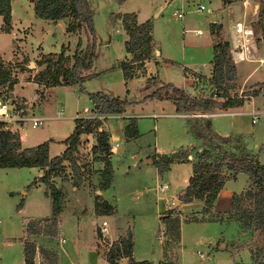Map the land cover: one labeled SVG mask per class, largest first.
Listing matches in <instances>:
<instances>
[{"label":"rangeland","instance_id":"rangeland-1","mask_svg":"<svg viewBox=\"0 0 264 264\" xmlns=\"http://www.w3.org/2000/svg\"><path fill=\"white\" fill-rule=\"evenodd\" d=\"M25 1L28 0H12L16 17L20 12L28 18ZM232 1L235 2L236 8L230 12L229 9H222L220 0H124L121 7L115 0H86L91 11L93 34L82 29L74 33L73 39L79 38L83 46L93 37L94 73L83 80L82 89H79L78 84L56 85L50 88L46 94L45 106L35 111L48 118L35 128L23 123L25 127L21 130L22 134L25 138L42 133L49 135L55 141L48 147V152L52 155L56 154L59 152V146L63 144L60 139L72 128V117L85 114L87 109L92 107L93 103L88 93L112 91L115 95L131 99L125 108L135 116L139 135L129 140L123 137L121 126L125 120L124 115L107 118V125L117 136L118 143L117 151L111 158L108 156L112 168L108 185L99 188L100 170H98V181L94 180L97 166L102 168V163L99 161H91V164H88L91 169L85 172L81 186L80 183L73 185L76 186L74 188L76 191L71 186L70 178L63 180L67 192L63 194L61 210L58 213L57 235L52 237L44 234L32 235V241L37 246L57 249L58 264H107L102 254L108 249L109 243L119 237L112 239L119 230L116 227L121 228L124 225L127 227L123 232L127 230L131 232L133 260L145 259L157 262L165 255L163 259L166 260L162 261H169L171 264H240L239 262L249 264L252 261L251 251L256 248L264 251V228L244 230L240 228L237 220L225 218L227 211L211 212L210 207L207 212H203L202 201L192 200L193 198L188 203L178 202L174 207L171 204L169 208L163 210L161 208L158 211V199L153 190L156 183L166 180L169 184L167 190L174 187L177 191L183 184V178L191 170L190 162L183 161L171 163L168 169L159 174L150 158L152 153L157 154L152 151L153 146L156 145L162 152L169 154L181 148H190L192 145L198 147L200 140L188 130L185 117L169 114L174 111L171 101L144 96L149 91V88H146V79L154 76L158 81L181 86L192 95L200 94V90H203L202 93L207 91L208 87L201 80L198 84L195 83L196 80H189L191 87L188 90V80L184 79L182 68L185 65L192 69L208 71L213 40V33L209 28L210 16L216 17L214 22L216 20L222 22L223 28L228 22L230 24L234 20L243 19L255 30L254 43L260 40L258 34L264 38L258 24L259 8L264 0H248L247 6L242 4V0ZM198 3L203 4L204 9L197 10ZM120 8L125 11H135L140 20L149 18L152 37L159 51L156 57L158 64L153 63L154 56L150 57L147 60L150 72L147 74V67L144 66V73L127 79V85H124L121 69L116 64L120 52L122 53L118 56L119 60L130 57L124 52L122 42L126 35L114 12ZM30 17L33 18V14H30ZM51 21L56 22V20ZM27 27L22 28V33L18 37L11 38L5 35L0 38V49L5 55L9 52L11 40L15 46L10 49L14 52L9 59L6 60L1 56L0 58L4 61L24 62L23 70L26 75H30L36 65H28L29 59L35 62L40 53L38 51L34 54L36 50L29 42L24 44L30 37L35 36ZM197 28L200 29L199 33L195 32ZM221 29L218 28V37L215 36L214 39L227 41L229 39L227 33ZM66 39H71V36L63 38L64 41ZM15 40L20 44H16ZM74 40L68 41L65 45L68 54L75 49ZM261 51L264 53V49ZM14 55L19 60H16ZM236 65L240 78H244V83L249 84L257 79L262 81L259 82L260 90L252 98L251 104H249L250 98L243 96L245 98L240 107L222 109L236 112L218 113L209 116L208 119L213 130H217L218 133L230 130L229 123L234 119L239 130L233 133L228 131L227 134L239 135L243 145L254 152L259 161L264 162V111L255 123L250 121L249 113L244 112L248 109L253 110L251 106L264 110V66L248 74L255 61L242 59ZM14 70L11 69L12 76L15 75ZM25 79L21 77L17 85L18 92L27 96L30 101L38 103L37 97L40 91L37 93L33 84L24 82ZM149 85L151 86L148 84L147 87ZM252 88L254 87L249 85L240 88L237 84V87L228 90H234L242 95ZM34 95L37 97L33 98ZM60 108H62L61 117H53ZM151 113L162 114L153 117ZM86 141L87 139L81 141L76 153L82 163L91 157L89 144H85ZM147 157L150 158V162L146 159L143 161ZM35 175V168L31 166L0 167V264H22L20 239L29 236V233L24 235L25 220L50 216V196L45 192L44 183L38 180L30 184ZM245 180L247 181L246 174L239 172L233 188L239 184L244 185ZM96 190L99 192L97 193ZM96 195L97 200L111 202L113 211L97 213L94 210ZM166 213L180 220L179 240L174 236V231L165 229V223L160 219ZM195 217L199 219H192ZM102 219L108 223V232L103 233L106 237L101 241V231L95 226L99 225ZM163 229L164 231L161 232ZM96 230L99 231L100 237L97 236ZM59 237H63L64 240L59 242ZM100 249L103 253H100ZM36 250L37 255L33 257V264H50L46 256L42 257L39 254L37 247ZM122 259L126 258H120V261ZM120 264L127 263L120 262Z\"/></svg>","mask_w":264,"mask_h":264},{"label":"trees","instance_id":"trees-1","mask_svg":"<svg viewBox=\"0 0 264 264\" xmlns=\"http://www.w3.org/2000/svg\"><path fill=\"white\" fill-rule=\"evenodd\" d=\"M11 0H0V30H11ZM34 16L58 20L64 19V29L68 32L80 30L93 34L91 24V11L86 0H28ZM120 2L122 0H115ZM222 4L232 0H220ZM258 24L264 31V1L260 5ZM121 27L127 38L124 41V50L130 54L128 59L120 60L119 67L123 79H130L144 73V62L154 56V40L151 35V22L149 18L137 21L134 11L116 13ZM219 24L209 22L210 32L214 37L218 35ZM218 37V36H217ZM215 40V39H214ZM93 37L81 46L78 38L75 49L68 54L67 47L61 45L57 52H46L40 55L36 61L42 65L32 77L37 84L53 86L58 84H78L82 89V82L93 73L84 74L92 66L95 57ZM227 41L217 39L211 45V74L207 78L208 90L198 95L190 94L185 88L176 86L170 82L158 81L154 76L146 79L149 90L145 97L167 99L171 101L177 112L193 113L185 115V121L190 133L200 140V145L190 148H181L173 153H152L150 155L157 172L160 174L172 162L189 161L191 172L186 185L178 194L177 199L188 202L192 198L202 201L201 210L207 212L212 205L219 189L225 180L233 178L236 173L244 172L247 176V185L239 192L230 195V206L226 212V219H234L242 229L264 228V162H260L254 152L247 149L241 142L239 135H223L217 133L211 127L209 117L200 113H207L217 109H227L243 103L244 98L255 95L258 88L247 90L245 97L230 96L228 89L237 87L235 68L227 59ZM22 61H4L0 58V98L2 91L6 96H12L13 84L17 81L11 75V69L23 68ZM93 107L100 113L121 112L130 102L125 97L119 98L110 93L94 91L88 93ZM92 133L94 143L91 145L93 158L102 161L100 169L101 180L99 188L108 185L111 177V164L109 161L108 132L101 126V121L96 117H74L71 131L62 139L65 145L63 150L55 155L48 154V141L45 139L29 146H22L17 131L0 130V167L6 166H35L41 169L37 180L45 185V192L50 196V216L42 219H28L25 223V233L44 234L50 237L57 235L58 213L61 210L63 200L62 188L55 184L53 177L59 175L65 168V163L71 170V182L78 185L80 181L79 166L76 163L74 152L76 151L81 133ZM122 135L125 139H131L138 135L136 119L134 116L127 118L122 127ZM193 153L191 159L188 155ZM94 202V210L97 213L112 212V207L105 200ZM165 223L167 231H174L178 237V218L165 214L160 217ZM96 234L100 237L99 231ZM175 239V238H174ZM23 264H33L36 247L39 254L47 257L50 264L57 263V254L50 248L37 246L28 236L21 239ZM105 259L109 264H120V257L126 258L127 264H171L169 261L159 260H133L131 257V233L127 230L112 241L105 251ZM252 261L249 264H264V251L255 249L250 252ZM240 264H243L239 262ZM238 264V263H234Z\"/></svg>","mask_w":264,"mask_h":264},{"label":"crops","instance_id":"crops-1","mask_svg":"<svg viewBox=\"0 0 264 264\" xmlns=\"http://www.w3.org/2000/svg\"><path fill=\"white\" fill-rule=\"evenodd\" d=\"M123 1L124 0H122V1H120V2H117V5H120V7H121V4H123ZM165 1V0H164ZM26 2V4H27V14H28V18H27V16L26 17H24V15H23V13H18V16L16 17L15 16V14H14V11H13V2H12V0L10 1V8H11V30L9 31V32H4V31H1L0 30V38L1 37H3V36H5V35H9L11 38H13V37H18V36H20V34L22 33V28H26L27 26V28H29L30 29V31L35 35V36H33L32 38L30 37V39H28L26 42H24V44H28V42H29V44L31 45V47L32 48H34V50H36L35 52H33L34 54H36L38 51H39V55H38V57H36V61L40 58V55L41 54H43V53H46V52H57L58 50H59V48H60V46L61 45H66V43L68 42V41H72V40H74L73 39V37L75 36L74 35V33H76V32H66L65 31V29H64V19H58V20H56V22H52L51 20H49V19H42V18H39V17H36V16H34V14H33V11H32V7H31V5H30V2L29 1H25ZM235 2L234 1H231V2H229V3H225V4H222V9H229V11L230 12H232V11H234V9L236 8L235 7ZM131 11H133V10H131ZM114 12H116V13H122V12H125V10L123 9V8H120V9H118V10H116V11H114ZM135 12V11H134ZM229 12V13H230ZM136 13V12H135ZM30 14H33V18H31L30 17ZM211 17V16H210ZM148 18V17H147ZM147 18H144V19H147ZM216 18V17H215ZM136 19H137V21H143V20H140L139 18H138V15H137V13H136ZM211 20V19H210ZM211 21H214V20H211ZM220 21H215V23H217V24H219L220 25V29H221V26H222V29L221 30H223V32L224 33H227L226 35L228 36V38H229V27H230V25H231V23L232 22H230V24H229V22L227 23V26L225 25V28H223V24H222V22H220ZM0 23H1V19H0ZM123 29V28H122ZM198 29V28H197ZM200 30V29H199ZM261 30V29H260ZM124 31V30H123ZM264 32V31H263ZM124 33H125V31H124ZM32 34V35H33ZM69 34V35H68ZM211 34V33H210ZM125 35H126V33H125ZM151 35H152V29H151ZM213 35V40H212V42H211V45H212V43H213V41H214V34H212ZM71 36V39H66L65 41L63 40V38L64 37H70ZM257 37H259V35H257ZM28 38V37H27ZM127 38V35H126V37L123 39V42H122V44H123V48H124V41H125V39ZM260 38V40H258V42H255V43H253V57L254 58H250V59H252L253 61H255V65L253 66V68L249 71V73L248 74H251L255 69H259L261 66H264V63H261V64H259L258 62H257V58L258 57H261V56H263L264 55V53L261 51V50H263L264 49V38L263 37H259ZM76 38H75V40H74V42H76ZM16 41V40H15ZM32 41L34 42V43H32ZM16 44H20V42L19 41H16L15 42ZM22 44V43H21ZM154 46H155V43H154ZM15 48V46H14V42L11 40V46H10V49L11 48ZM9 49V52L8 53H6V55H5V53H3V51L0 49V56L2 57V58H4V59H9L10 57H11V55L13 54V52L11 51ZM33 50V51H34ZM95 52V51H94ZM124 52L126 53V54H128V56L130 55L128 52H126L125 50H124ZM32 53V54H33ZM121 53L122 52H120V55H121ZM158 54H159V51H158V49H157V47L155 46V49H154V60H153V63L155 64V65H157L158 64V59H156V57L158 56ZM119 55V54H118ZM118 55H117V58H116V64L119 66V61L120 60H124V59H120L119 60V58H118ZM14 57H15V55H14ZM212 57V56H211ZM16 58V57H15ZM245 59H249V58H245ZM16 60H19V58H16ZM29 61H32V60H30L29 59ZM36 61L34 62L33 61V63L36 65V67H35V71L34 70H32L31 71V73H30V75H26L25 73V71L23 70V68H21V69H19L18 67H14V71H13V73H15V77H16V79H17V81L13 84V88H12V96L13 97H15L16 99H21V100H26L28 103H29V101H30V99H28L27 98V96H25V95H23L22 93H20V92H18V89H17V85L20 83V79H21V77H24V78H26L25 79V81L24 82H29V83H32L33 84V88L37 91V93H38V91H40L39 93H38V97H37V95H34L33 96V98L34 97H37V102L38 103H36L35 101H33L32 102V106H31V108H30V110L34 113V114H37V113H35V111L38 109V108H41V107H43V106H45V104H46V94H47V91L50 89V88H52V87H54V86H56V85H53V86H43L42 84H37L33 79H32V77H33V75L35 74V72H37L39 69H41V67H42V65H39V64H37L36 63ZM241 61V60H240ZM239 62V61H238ZM238 62H235V63H233V66H234V68H235V76H236V81L238 82L237 84L238 85H240V88H243L244 86H252V87H254V88H258V91L260 90V88H261V85H259V82H262V81H259V79H257V80H255V81H253V82H251V83H249V84H246V83H244V78H240V75H239V73H238V70H237V63ZM209 63H210V65L208 66V71H206V72H204V70H202V71H200V70H196L195 68H189V67H187V66H185V65H183V68H182V73H183V75H184V79L185 80H188V84L191 82H189V80H196L197 82H195V83H199L200 82V80L202 81V83L204 84L205 83V86H207V78L210 76V74H211V58L209 59ZM144 66H145V68L147 67V74L150 72L149 70H150V66L148 65V61L146 60L145 62H144ZM120 68V67H119ZM89 72H92V73H94V70H93V62H92V66L88 69V70H85V71H83V73L84 74H86V73H89ZM152 72V71H151ZM155 75V74H154ZM123 77V76H122ZM124 80V79H123ZM127 82H128V80L126 79V80H124V85H127ZM194 84V83H193ZM58 85H68V84H58ZM79 87V86H78ZM190 84H189V88H187L188 90H190ZM208 87V86H207ZM247 88V87H246ZM44 91H45V94H44ZM203 90H200V92H202ZM108 93H110L111 95H113V96H117V97H119V98H122L121 96H119V95H115V94H113L112 93V91H107ZM125 92H126V94H127V92H128V88L126 87L125 88ZM106 93V92H105ZM205 93H206V91H205ZM125 94V95H126ZM44 95H45V97H44ZM123 97H125V96H123ZM254 97V95H250V100H249V104H251L252 103V98ZM32 98V99H33ZM126 98V97H125ZM131 100V99H130ZM242 105V104H241ZM241 105H238V107H240ZM234 107V106H233ZM251 109H257V108H255V107H253V106H251L250 107ZM217 109V108H216ZM88 111H86L85 112V114H82V115H77V116H73L72 117V127H73V119H74V117H101V118H98L100 121H101V126L108 132V142H109V150H110V153H109V157L111 158L112 156H113V153L115 152V151H117V146H118V143H117V136L116 135H114L113 133H112V131L110 130V126L108 127V125H107V121H106V119L107 118H118V117H121L122 115H124V118H125V120H124V123L126 122V120H127V118L128 117H130V116H134V115H131L129 112V110L127 109V108H124V110L123 111H121V112H113V113H100V112H97L95 109H94V107H93V104H92V107L90 108V109H87ZM248 111H250L249 109L247 110V111H244V112H246V113H248ZM225 112H236V111H231V110H222V109H218V110H212V111H209V112H207L208 113V116L207 117H209V116H211V115H214V114H218V113H225ZM61 114H62V108H60V109H58L57 110V113L55 114V115H53V117H55V118H58V117H61ZM162 113H158V114H156V113H151V115L153 116V117H156L157 115H161ZM169 114H171V115H175V116H180V117H185V115H187L186 113H183V112H177L175 109H174V111L173 112H171V113H169ZM38 115H41V116H43V119L41 120V122L37 125V126H39L40 124H42V122L46 119V118H48L46 115H42V114H39L38 113ZM75 115V114H74ZM135 117V116H134ZM123 123V124H124ZM253 123H255V122H253ZM28 126H30V125H28ZM37 126H35V127H37ZM250 126V125H249ZM25 126H24V124H22V125H20L19 126V128L17 129V132H18V134H19V139H20V142H21V145L22 146H29V145H33V144H36V143H38V142H41V141H43V140H45V139H50L49 141H48V147L55 141V139L54 138H52V137H50L49 135H47V134H39V135H32V136H30V138H25L24 137V135L22 134V129L24 128ZM30 127H32V126H30ZM35 127H32V128H35ZM122 127H123V125L121 126V132H122ZM229 127H230V130H228L230 133H233V131H236V130H239V128H237V125H236V123H234V119L232 120V123H229ZM235 127V129H233ZM251 127V126H250ZM72 129V128H71ZM71 131V130H70ZM217 133H218V131L217 130H215ZM228 131H224L223 133H220V134H223V135H227V133H229ZM138 135H139V131H138ZM137 135V136H138ZM66 136V135H65ZM65 136H63L61 139H60V141L62 142V139L65 137ZM136 136V137H137ZM135 138V137H134ZM84 139H87V141L85 142V144H89L88 146H89V152H90V154H91V157H90V159H87V161H85V162H81V161H79L78 160V158H77V155H76V153L78 152V149L80 148L79 146H80V144H81V141L82 140H84ZM90 139V140H89ZM132 139V138H131ZM94 135L92 134V133H86V132H84V133H81L80 135H79V142H78V144H77V148H76V151L74 152V156H75V160H76V163H77V165L79 166V172H80V181H79V183H80V186H81V183L83 182V178H84V174H85V172H87L88 171V169H91V167L89 168L88 166H90V165H88L89 163L91 164V161H99V162H101L102 163V161H100V160H96V159H94L93 158V154H92V151H91V145L94 143ZM126 140H129V139H126ZM113 144H116V149H114V150H111L110 149V146L111 145H113ZM64 144H61L60 146H59V152L58 153H60L62 150H63V148H64ZM151 150V149H150ZM179 150V149H178ZM152 151L153 152H157V153H164V152H162L161 150H160V148L159 147H157L156 145H154L153 146V149H152ZM175 152V151H174ZM58 153H56V154H58ZM171 153H173V152H171ZM48 154L50 155V156H52V154L51 153H49L48 152ZM167 154V153H166ZM170 154V153H169ZM193 153H191V154H189L188 155V158L189 159H191L192 157H193V155H192ZM53 155H55V154H53ZM145 159L146 158H144L143 159V161H145ZM259 160V159H258ZM261 162V161H260ZM145 163H147V162H145ZM173 163H175V162H172V164ZM171 164V163H170ZM170 164H169V166H170ZM97 166V165H96ZM101 166H102V164H101ZM169 166H168V168H169ZM31 167H33V168H35V176H38L39 174H40V172H41V169H39L38 167H35V166H31ZM100 166H97V170L95 171V173L96 174H94V180H95V182H97L98 181V170H100L101 168H99ZM190 172H191V170H190ZM190 172H189V174H190ZM189 174L187 175V176H185L184 178H183V184H182V186H180V188L176 191L175 189H174V187H172V189H170V190H167L168 188H169V184H168V181H166V180H163V181H161V182H159V183H156L155 184V187L153 188V190L155 191V197H156V199H158V204H157V207H158V211H160L161 210V208H162V210L163 209H167V208H169V206L172 204V202H173V199L174 198H177V195L181 192V190H182V188L186 185V183H187V179H188V176H189ZM238 175H239V172H238V174L236 173L235 174V176L233 177V178H229V179H227V180H225V182H224V184H223V186L219 189V191H218V193H217V195H216V197H215V199H214V201H213V203H212V205L210 206L211 208V212H213V211H228V209H229V206H230V195H231V193L232 192H239L240 190H242L246 185H247V181L245 180V184L243 185H241V184H239V186H235L234 188H233V186L234 185H236V183H235V180L237 179V177H238ZM71 177H72V173H71V170H70V168H69V166H68V163L66 162L65 163V168H64V170L59 174V175H57V176H54L53 177V180H54V182H55V184H57V185H59L61 188H62V190H63V194L65 195V193L67 192V189H66V187H65V185H64V182H63V180L64 179H69L70 178V181H72L71 180ZM38 181V180H37ZM56 181H57V183H56ZM72 183V182H71ZM78 183V184H79ZM162 183H166V187H164V188H162V189H160L159 188V185L160 184H162ZM241 185V186H240ZM71 186H73V184L71 185ZM76 186H73L72 188L74 189ZM240 187V188H239ZM97 188V187H96ZM95 188V189H96ZM69 189H71V188H69ZM75 190V189H74ZM165 190H167V191H165ZM76 191V190H75ZM96 192H97V190H96ZM98 193V192H97ZM64 195H63V197H64ZM195 199H197V198H193L192 200H195ZM103 200V199H102ZM197 200H200V199H197ZM111 207H112V211H113V205H112V203L111 202H109V201H107V200H105ZM191 201V200H190ZM200 202H201V200H200ZM179 203L180 204H182V203H184V202H182V201H180L179 200ZM186 203H188V202H186ZM180 204H179V206H180ZM207 214V213H206ZM177 215H178V213H177ZM184 217H186L185 215H184ZM192 219H199V217L198 218H192ZM26 221H27V219L25 220V222H24V224L26 223ZM180 220H179V218H178V240H179V228H180V222H179ZM24 224H23V227H24ZM108 224V223H107ZM96 228H97V230H99L98 228V224L95 226ZM126 227L127 226H122L121 228H119V227H116L117 229H119V230H117L116 231V233H115V236L112 238V239H116L118 236H120V235H122L124 232V230L126 229ZM94 230H95V228H94ZM107 225L105 226V228L103 229V233L104 234H107ZM131 233V232H130ZM26 233H25V231H24V235H25ZM29 236V238L31 239V240H33V237H32V235H37V234H28ZM59 235V234H58ZM105 236V235H104ZM61 238H63V237H59V239H61ZM176 238V239H177ZM59 242H62L61 240L59 241ZM178 242V241H177ZM49 248H51V247H49ZM53 251H55L56 252V254H57V258H58V253H57V249H55V248H51ZM163 252V251H162ZM21 253H22V245H21ZM34 255H37V250H35V254ZM103 256H104V258H105V254H102ZM131 257H132V238H131ZM165 257V255L163 256V258ZM133 258V257H132ZM160 259V260H166V258L165 259ZM106 260V259H105ZM107 262V261H106ZM22 264H23V255H22ZM57 264H58V260H57ZM107 264H109L108 262H107Z\"/></svg>","mask_w":264,"mask_h":264},{"label":"built area","instance_id":"built-area-1","mask_svg":"<svg viewBox=\"0 0 264 264\" xmlns=\"http://www.w3.org/2000/svg\"><path fill=\"white\" fill-rule=\"evenodd\" d=\"M242 4L244 6L248 5V0H242ZM197 10L204 9L203 4L198 3ZM178 14V13H177ZM262 31V30H261ZM196 33H199V29H195ZM262 34L264 32L262 31ZM259 35V34H258ZM261 35H259L260 37ZM256 37L255 30L253 26L249 23H245L243 19L234 20L230 27H229V39L227 40V59L231 63L238 62L245 58H254L253 57V43ZM257 62L259 64L264 63V55L257 58ZM230 96L236 94L237 96H245L244 94H239L234 92V90L227 91ZM33 101L26 100H16L13 96H6L2 91L1 98H0V130H10V131H17L20 125L23 123H28L30 126L35 127L37 126L43 116L34 114L30 108L32 106ZM264 110L253 109L249 111L250 121L256 122L259 115ZM202 115L208 113H200ZM101 118V117H97ZM111 150L116 149V144L110 146ZM166 187V183H162L159 185V188L162 189ZM107 225L105 219H102L98 225L99 230L101 231V241L105 240L106 236L103 235V229ZM161 230V232H163ZM61 241L64 239L61 238ZM111 243V242H110ZM109 243V245H110ZM201 255V254H200ZM123 258V257H120Z\"/></svg>","mask_w":264,"mask_h":264},{"label":"water","instance_id":"water-1","mask_svg":"<svg viewBox=\"0 0 264 264\" xmlns=\"http://www.w3.org/2000/svg\"><path fill=\"white\" fill-rule=\"evenodd\" d=\"M210 19H211V20H215V16L212 15V16L210 17ZM118 56H120V54H119ZM28 65L33 66V65H34L33 61H29ZM146 161H147V162H150V158L147 157V158H146ZM97 192H99V191L97 190ZM178 202H179V200H178L177 198H174V199H173V202H172V207H174L175 204H177ZM99 251H100V253H103V250H102V249H100ZM120 262L125 263V262H126V259H122Z\"/></svg>","mask_w":264,"mask_h":264}]
</instances>
